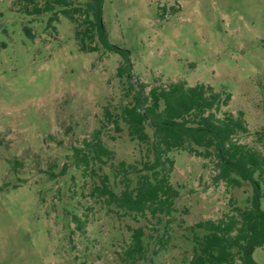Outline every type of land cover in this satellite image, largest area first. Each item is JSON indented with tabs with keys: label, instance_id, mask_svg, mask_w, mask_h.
<instances>
[{
	"label": "rangeland",
	"instance_id": "374dc122",
	"mask_svg": "<svg viewBox=\"0 0 264 264\" xmlns=\"http://www.w3.org/2000/svg\"><path fill=\"white\" fill-rule=\"evenodd\" d=\"M19 10L16 0H0V264H125L138 226L145 232L142 264H181L189 246L181 229L247 204L252 188L228 191L210 160L170 152L179 196L164 250L166 218L135 219L92 191L108 175L119 192V162L140 167L147 152L126 127L116 131L105 121L103 106L132 99L139 85L147 92L168 81L210 84L231 94L224 109L244 112L243 140L254 144V132L264 128V0H104L108 38L129 52L130 77L122 79L121 56L79 51L65 17L48 28L46 17ZM97 129L112 158L77 168L73 146ZM261 187L264 209V180ZM73 213L85 220L81 228ZM253 256L264 264V244Z\"/></svg>",
	"mask_w": 264,
	"mask_h": 264
},
{
	"label": "trees",
	"instance_id": "16d2710c",
	"mask_svg": "<svg viewBox=\"0 0 264 264\" xmlns=\"http://www.w3.org/2000/svg\"><path fill=\"white\" fill-rule=\"evenodd\" d=\"M103 2L16 0L23 14L37 19L46 17L48 28H54L60 16L65 17L74 25L79 51L119 54L122 63L118 76L129 78V52L110 42L102 18ZM176 10L171 8L172 12ZM132 89L126 88L125 97ZM230 100L228 91H216L210 84L188 85L184 80H177L153 85L147 92L139 85L132 99L103 106L105 121L116 131H121L122 125L126 127L128 136L147 152L140 167L119 162L116 175L123 184L119 192L109 186L108 175H103L92 191L135 219L150 216L156 224H161L166 218L162 226L165 232L160 239L164 250L173 230L171 225L175 218L171 215L179 196L170 181L174 168L170 152L186 151L210 160L214 164L215 181H221L228 191L245 183L252 188L247 204L231 205L216 218L198 220L181 229L189 245L183 251L181 264H259L253 253L264 244V209L261 207L264 151L260 148L264 147V128L254 132V144L245 142L243 137L249 135V128L244 112L224 109ZM101 124H105L103 120ZM99 132L97 129L92 139L73 146L70 158L77 168L87 169L91 158H112V152L101 143ZM71 215L77 229L81 228L85 220L77 214ZM144 236V226L132 228L131 240L124 250L125 264H142L145 260Z\"/></svg>",
	"mask_w": 264,
	"mask_h": 264
}]
</instances>
